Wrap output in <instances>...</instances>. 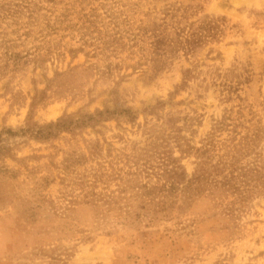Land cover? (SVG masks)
<instances>
[{
	"label": "rangeland",
	"instance_id": "obj_1",
	"mask_svg": "<svg viewBox=\"0 0 264 264\" xmlns=\"http://www.w3.org/2000/svg\"><path fill=\"white\" fill-rule=\"evenodd\" d=\"M0 264H264V0H0Z\"/></svg>",
	"mask_w": 264,
	"mask_h": 264
},
{
	"label": "trees",
	"instance_id": "obj_2",
	"mask_svg": "<svg viewBox=\"0 0 264 264\" xmlns=\"http://www.w3.org/2000/svg\"><path fill=\"white\" fill-rule=\"evenodd\" d=\"M108 112L106 111V114H107ZM105 113H99V117L101 118V117H103L104 115H106ZM93 121H96V119H94ZM91 119L88 121V122H93ZM62 124V122H56V123H54V124H52V126H59V125H61ZM52 126H50V127H52Z\"/></svg>",
	"mask_w": 264,
	"mask_h": 264
}]
</instances>
